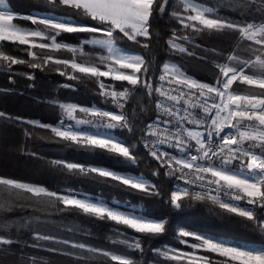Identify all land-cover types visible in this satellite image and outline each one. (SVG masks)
<instances>
[{
	"label": "snow or ice",
	"instance_id": "1",
	"mask_svg": "<svg viewBox=\"0 0 264 264\" xmlns=\"http://www.w3.org/2000/svg\"><path fill=\"white\" fill-rule=\"evenodd\" d=\"M41 6L45 15L25 17L36 27L24 28L14 23L19 17L7 0H0V71L11 73L20 64L40 70L56 66L55 71L68 80L94 84L101 104L111 108L56 100L53 106L60 116L55 124L3 111L0 120L46 130L51 135L40 139L107 153L121 164L138 165L148 158L155 164L152 177L163 175L172 183L167 193L143 173L132 175L63 159L47 163L62 174L90 176L140 193L142 198L167 196L165 202L173 210L197 202L211 204L221 214L241 218L262 238L261 242L226 239L178 227L175 239L184 247L165 244L153 249L160 264H264V0H230L228 7L238 10L235 17L222 15L220 7L205 0H175L174 5L169 0H38L37 7ZM165 15L169 20L165 46L170 55L158 65L149 58L153 40L161 38L154 20ZM65 33L91 36L69 44L58 39ZM221 37L234 43L228 49L203 44L206 38ZM126 42L144 51H133L124 46ZM7 44L26 46L20 50L27 59L8 54ZM61 52L70 55L52 54ZM176 55L210 64V77L200 80L189 75L181 64L172 62ZM28 78L33 77L28 74ZM240 85L255 91L241 92ZM145 113L151 118L138 120ZM24 135L31 138L34 133L24 128ZM31 155L40 158L36 152ZM21 197L30 206L46 205L35 209L45 215L20 223L4 216ZM75 214L111 222V243L123 245L127 254L32 230L50 218ZM22 228L32 230L26 248H40L43 241L78 249L67 254L85 264L98 256L118 264H137L131 254L143 253L146 240L165 235L169 219L154 217L129 202L110 203L73 189L52 190L0 176V255L13 245L19 247ZM18 264H40V260L21 255Z\"/></svg>",
	"mask_w": 264,
	"mask_h": 264
},
{
	"label": "trees",
	"instance_id": "2",
	"mask_svg": "<svg viewBox=\"0 0 264 264\" xmlns=\"http://www.w3.org/2000/svg\"><path fill=\"white\" fill-rule=\"evenodd\" d=\"M171 5L175 0H169ZM212 6H218L221 14L235 17L238 14L236 8H229L230 0H205ZM9 8L20 14H45L43 7H37L38 0H7ZM170 11V9H169ZM14 23L24 28H34L26 18L19 17ZM155 30L161 34V38L152 42V56L158 65L169 59V53L165 46L167 33L169 32V20L165 15L163 18L157 17L154 20ZM42 27V26H41ZM89 33L62 34L58 39L64 42L79 44L83 39L90 38ZM234 40L229 37L206 38L203 44L206 47H216L218 49H228ZM124 46L132 48L133 51L143 52L142 48L126 42ZM26 46L7 44L6 51L10 55L27 59L24 51L20 50ZM91 46L86 47L89 50ZM55 56L67 57L66 52L52 53ZM172 62L181 64L189 75L200 80H207L212 66L199 60L172 56ZM56 66H50L44 70L32 69L26 64L13 66V72L0 71V111L10 114L13 117H21L24 120H37L47 124H55L59 120V109L53 106V102L77 103L83 106L97 104L102 107H109L101 104V98L95 94V85L87 80L73 81L59 75L55 71ZM32 75V79L28 78ZM159 73H157L158 75ZM12 77L10 80L9 77ZM14 81V82H13ZM72 87H64V85ZM235 87V86H234ZM241 92H251L254 89L240 85ZM131 107V103L129 105ZM131 115V113H130ZM151 117L147 113L138 117V120H147ZM24 128H28L34 133L31 138H26ZM46 130L31 128L29 125L0 120V176L13 178L19 181L40 184L52 190L73 189L77 192L97 195L108 202H129L137 206L138 209L146 210L147 214L154 217L167 216L169 219V231L157 238L148 239L143 244V253L135 252L131 254L137 264H160V258L155 255L153 249L163 245L179 247L175 239V230L178 227L200 230L210 234L228 237L230 239H240L250 242H261L259 234L253 232L245 226L241 218L229 214H221L219 209L211 204H201L197 202L193 207H185L182 210H173L165 202L167 196L160 198H142L140 193L129 192L119 186L105 184L93 177L73 176L62 174L60 171L52 169L47 161L52 159H63L83 164L98 165L112 168L119 172H126L135 175L143 173L147 178L157 183L163 192L167 193L172 187L168 178L161 175L152 177L155 164L150 159L145 158L138 165H125L118 162V158L99 151L92 153L77 149L74 146H64L49 140H42L40 136H50ZM126 135V134H125ZM38 153L40 158L31 155ZM23 205V206H21ZM46 205L43 203L30 206V202L21 197L13 207V210L3 215L17 223L32 219L34 216L45 215L42 211ZM66 228H72L69 233ZM40 231L42 234H55L60 239H70L78 243H85L94 248L104 249L116 254H127L123 245H113L112 237L113 225L111 222L99 221L91 217L80 214L66 215L63 219L59 216L50 218L47 223L34 225L32 229ZM32 230L20 229L18 244L13 245L8 253L0 255V264H18L19 257L35 256L39 258L40 264H85L84 261L75 255L67 253H78V249L66 247L64 245H51L41 242L42 247H25V243H31ZM130 231V230H129ZM16 239V237H13ZM55 247L61 252H52L48 249ZM84 255H88L85 253ZM86 264H118L108 257L98 256L86 262Z\"/></svg>",
	"mask_w": 264,
	"mask_h": 264
},
{
	"label": "rangeland",
	"instance_id": "3",
	"mask_svg": "<svg viewBox=\"0 0 264 264\" xmlns=\"http://www.w3.org/2000/svg\"><path fill=\"white\" fill-rule=\"evenodd\" d=\"M8 4V3H7ZM9 7V6H8ZM13 12V11H12ZM13 14L14 15H16V16H18V17H26L28 14H20V13H16V12H13ZM43 15H45V14H41V15H38V16H43ZM66 42V41H65ZM66 43H69V42H66ZM69 44H73V43H69ZM175 63V62H174ZM129 174H131V173H129ZM132 175H135V174H132ZM190 230H193V231H197V232H203V231H200V230H194V229H190ZM205 233H208V232H205ZM210 234V233H209ZM221 238H226V239H230V238H228V237H222V236H220ZM179 247H181V248H183L184 246L182 245V246H179Z\"/></svg>",
	"mask_w": 264,
	"mask_h": 264
}]
</instances>
